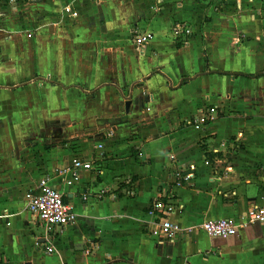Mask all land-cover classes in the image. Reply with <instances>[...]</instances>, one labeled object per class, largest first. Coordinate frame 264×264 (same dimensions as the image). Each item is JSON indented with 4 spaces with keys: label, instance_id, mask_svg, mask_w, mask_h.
<instances>
[{
    "label": "crops",
    "instance_id": "obj_1",
    "mask_svg": "<svg viewBox=\"0 0 264 264\" xmlns=\"http://www.w3.org/2000/svg\"><path fill=\"white\" fill-rule=\"evenodd\" d=\"M0 12V264H264V222L227 238L196 228L264 200V0H0ZM135 32L151 34L139 49ZM74 157L92 169L66 186L56 170ZM176 170L191 173L177 187ZM41 176L75 215L48 244L22 201ZM169 191L171 219L192 229L171 243L148 235L146 211Z\"/></svg>",
    "mask_w": 264,
    "mask_h": 264
},
{
    "label": "built area",
    "instance_id": "obj_2",
    "mask_svg": "<svg viewBox=\"0 0 264 264\" xmlns=\"http://www.w3.org/2000/svg\"><path fill=\"white\" fill-rule=\"evenodd\" d=\"M64 10L70 15L75 16L74 12L68 10L67 7ZM178 31H181V26L174 24L172 32L177 33ZM182 32L188 33V30L184 29ZM150 37V33L140 34L135 32L131 40L135 48L139 49ZM212 109L209 108L208 111H212ZM203 121L204 117L200 115L197 118V122L202 123ZM96 147L99 148L100 145ZM204 164L209 165V162L204 161ZM91 169L92 160L74 157L70 160L68 166L56 170V174H60L62 176V183L69 186L77 180L79 171ZM190 177V172L176 170L173 172L171 183L176 187L181 186V183L187 181ZM47 180L46 176L39 177L35 186L26 191L22 197L26 211L36 220L38 226L41 228L39 238L42 243L46 244H48L56 229L58 230L62 226L71 223L75 218L70 207L62 200V194L50 187ZM86 198L87 195L85 193L80 194L81 200H85ZM178 209V200L171 191L151 199L146 207L147 213L152 217L151 226L147 231L148 235L163 239L169 243L180 239L181 235L190 236L191 228H181L170 217ZM263 222L264 200L258 204L249 205L235 217L208 219L196 226V228L208 237L227 238L237 236L240 229L247 225L252 223L261 224ZM44 250L46 253H50L53 251V248L47 245L44 247ZM84 252L87 253L88 249H85Z\"/></svg>",
    "mask_w": 264,
    "mask_h": 264
},
{
    "label": "rangeland",
    "instance_id": "obj_3",
    "mask_svg": "<svg viewBox=\"0 0 264 264\" xmlns=\"http://www.w3.org/2000/svg\"><path fill=\"white\" fill-rule=\"evenodd\" d=\"M59 138V137H58ZM60 139V138H59ZM33 226V227H32ZM30 227L32 228V231L36 234V235H38V234H40V232H41V228L40 227H36L35 226V224L32 222V225H30ZM44 244V243H43ZM46 246V245H45ZM40 248H41V246H40Z\"/></svg>",
    "mask_w": 264,
    "mask_h": 264
},
{
    "label": "water",
    "instance_id": "obj_4",
    "mask_svg": "<svg viewBox=\"0 0 264 264\" xmlns=\"http://www.w3.org/2000/svg\"><path fill=\"white\" fill-rule=\"evenodd\" d=\"M128 100H125L124 101V111H126L127 110V108H128ZM25 264H28V263H25Z\"/></svg>",
    "mask_w": 264,
    "mask_h": 264
},
{
    "label": "trees",
    "instance_id": "obj_5",
    "mask_svg": "<svg viewBox=\"0 0 264 264\" xmlns=\"http://www.w3.org/2000/svg\"><path fill=\"white\" fill-rule=\"evenodd\" d=\"M187 78H182L180 82H185ZM206 158L208 157L207 154H205Z\"/></svg>",
    "mask_w": 264,
    "mask_h": 264
}]
</instances>
